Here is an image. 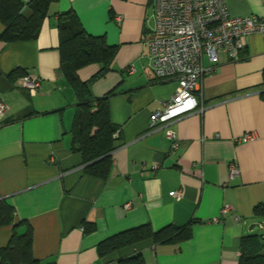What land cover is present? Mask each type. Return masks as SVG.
<instances>
[{
    "label": "crops",
    "instance_id": "crops-1",
    "mask_svg": "<svg viewBox=\"0 0 264 264\" xmlns=\"http://www.w3.org/2000/svg\"><path fill=\"white\" fill-rule=\"evenodd\" d=\"M225 2L231 15L264 17V0ZM153 7L154 0H57L35 39H0V99L7 105L0 118V199L14 208L18 233L31 227V251L40 264H119L137 253L145 264H238L249 225L264 229V216L253 214L264 203V34H250L237 60L221 53L204 73L202 111L150 129V114L177 87L151 70ZM68 10L88 33L116 46L109 70L90 85L96 97L112 91L109 116L119 129L105 179L84 171L72 145L77 101L59 70L57 28L58 15ZM3 28L0 22V33ZM203 65L211 66L206 57ZM99 67L87 65L78 76L88 80ZM14 70L36 77L38 89L31 93ZM167 128L179 143L174 151ZM247 131L256 138L237 142ZM231 162L238 167L234 177ZM177 189L179 199L173 196ZM225 205L230 210L222 214ZM189 222L187 240L146 239L98 255L97 244L118 232L145 223L157 230ZM13 224L0 226V248ZM86 225L93 229L86 231Z\"/></svg>",
    "mask_w": 264,
    "mask_h": 264
},
{
    "label": "trees",
    "instance_id": "trees-1",
    "mask_svg": "<svg viewBox=\"0 0 264 264\" xmlns=\"http://www.w3.org/2000/svg\"><path fill=\"white\" fill-rule=\"evenodd\" d=\"M57 0H0V22L3 30L0 39L5 42L32 40L38 36L49 6ZM59 70L72 88L75 98V113L70 129L72 145L81 153L84 171L90 175L106 178L109 173L110 153L116 148L118 127L109 116L108 96H93L91 83L103 76L110 68L116 46L108 45L104 35H92L82 26L73 10L58 15ZM98 64V71L88 80L82 81L78 70ZM20 77L24 71L14 70ZM32 113L25 114L26 116ZM24 115V116H25ZM254 216H264V203L255 205ZM14 222V208L6 199H0V226ZM24 221H20L22 224ZM13 230L7 244L0 248V264H40L31 251L32 230L27 224L24 232ZM93 227L86 225L85 230ZM191 222L177 225L170 223L154 230L149 223L118 232L97 244V252L103 257L122 247L142 240L154 243H176L191 237ZM119 264H145L140 253L124 257ZM238 264H264V235L250 233L241 239Z\"/></svg>",
    "mask_w": 264,
    "mask_h": 264
},
{
    "label": "built area",
    "instance_id": "built-area-1",
    "mask_svg": "<svg viewBox=\"0 0 264 264\" xmlns=\"http://www.w3.org/2000/svg\"><path fill=\"white\" fill-rule=\"evenodd\" d=\"M151 19L153 26L147 45L152 73L159 80L174 79L177 87L163 105L150 114V129L166 127L174 119L195 110L202 111L200 83L204 73L219 63L221 53L229 60H237L250 34H264V17L231 15L225 0H154ZM204 57L211 63L208 68L203 65ZM21 84L31 93L40 86L39 80L30 75L22 76ZM6 111L7 105L0 99V118ZM165 134L170 140V149L176 150L179 143L174 131L167 128ZM255 138L254 131H247L236 141ZM237 174V164L231 162L229 175ZM180 195V189L173 192L175 199ZM124 206L129 208L131 204L127 202ZM229 210L230 206L225 205L221 213Z\"/></svg>",
    "mask_w": 264,
    "mask_h": 264
},
{
    "label": "rangeland",
    "instance_id": "rangeland-1",
    "mask_svg": "<svg viewBox=\"0 0 264 264\" xmlns=\"http://www.w3.org/2000/svg\"><path fill=\"white\" fill-rule=\"evenodd\" d=\"M253 233H258L261 235H264V229H260L258 226L254 227V229L252 230Z\"/></svg>",
    "mask_w": 264,
    "mask_h": 264
},
{
    "label": "water",
    "instance_id": "water-1",
    "mask_svg": "<svg viewBox=\"0 0 264 264\" xmlns=\"http://www.w3.org/2000/svg\"><path fill=\"white\" fill-rule=\"evenodd\" d=\"M257 226L260 227V225H257ZM254 227H255V223H251V224L249 225V227H248V230H253Z\"/></svg>",
    "mask_w": 264,
    "mask_h": 264
}]
</instances>
